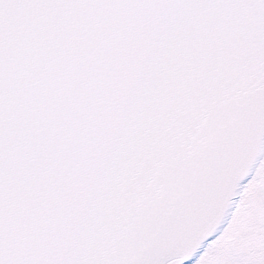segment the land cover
<instances>
[{
    "label": "snow or ice",
    "instance_id": "snow-or-ice-1",
    "mask_svg": "<svg viewBox=\"0 0 264 264\" xmlns=\"http://www.w3.org/2000/svg\"><path fill=\"white\" fill-rule=\"evenodd\" d=\"M0 264H264V0H0Z\"/></svg>",
    "mask_w": 264,
    "mask_h": 264
}]
</instances>
